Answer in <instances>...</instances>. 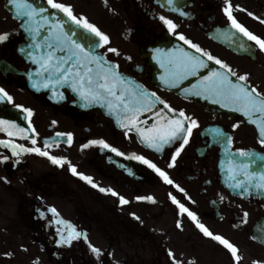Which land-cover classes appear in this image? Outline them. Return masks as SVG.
I'll list each match as a JSON object with an SVG mask.
<instances>
[{
    "label": "flooded vegetation",
    "instance_id": "flooded-vegetation-1",
    "mask_svg": "<svg viewBox=\"0 0 264 264\" xmlns=\"http://www.w3.org/2000/svg\"><path fill=\"white\" fill-rule=\"evenodd\" d=\"M32 2L48 7L46 0ZM58 2L71 5L74 14L85 16L109 36L110 43L99 52L118 65L120 73L155 92L177 112L183 110L199 126L193 129L175 165L169 167L179 141L162 152L146 149L133 133L120 131L114 119L100 108L78 106L77 98L67 89L61 90L63 99L53 96L51 91H30L24 73L34 74L37 65L31 60L27 62L20 51L28 44L21 28L24 21L15 18L14 6L8 0H0V33L10 34L8 41L0 43V88L12 89L19 97L22 94L24 98L13 99L12 104L33 110L31 127L36 133L31 135L37 140L35 146L43 148L45 139L59 140L58 147L48 149L51 155L67 157L78 172L91 176L99 187L112 188L129 201L121 205L118 197L102 193L72 174L67 164L54 165L47 157L35 153L13 157L10 149L0 145V156H9L7 162L0 163V264H172L168 250L183 264L191 261L195 264H234L222 245L204 236L187 214H178L169 193L194 211L210 231L237 245L242 256L239 264H244L246 240L264 256V248L252 238L255 226L264 222V201L231 193L223 184L220 171L224 138L228 136L233 141L232 151L255 150L264 154L256 128L207 107L196 101L191 92L186 93L184 89H191L198 83V76L180 82L176 90L166 85L160 79L164 69L155 58L157 52L153 47L159 41L165 51L174 46L192 55L193 52L201 55L168 32L159 19L163 15L178 25L176 33H182L227 63L238 75L248 74L247 86L264 93V51L239 33L232 39L225 38V32L234 30L222 11L223 0H176L186 16L172 11L165 0H107V4L104 0ZM232 3L264 19V0H232ZM52 13L61 20L67 18L49 8L51 18ZM234 14L250 31L264 37V24L244 11ZM36 39L41 40L42 36ZM241 42L248 45L249 50L240 48ZM108 47L118 49L120 54L107 52ZM202 58L208 68L201 69L199 76L214 69L225 71L214 61ZM233 125L238 127L233 128ZM217 129L224 138L217 137ZM56 133H72V144L66 143V136L57 137ZM7 139L33 147L31 139L0 135V140ZM94 139H103L126 155L118 156L99 146L81 150V145ZM132 153L144 156L167 172L175 184L185 189L187 196L164 183L147 165L128 159ZM17 159L19 163H15ZM137 196H152L155 202L138 201ZM49 207H54L60 218L86 232L88 241L100 248L102 255L97 258L83 239L74 240L71 246L59 244L57 229L63 226L55 223L56 217L47 211ZM245 212L248 213L247 222L243 223ZM178 220L181 227H177ZM5 253L12 255L7 257ZM254 261L264 262V257L254 258Z\"/></svg>",
    "mask_w": 264,
    "mask_h": 264
},
{
    "label": "snow or ice",
    "instance_id": "snow-or-ice-1",
    "mask_svg": "<svg viewBox=\"0 0 264 264\" xmlns=\"http://www.w3.org/2000/svg\"><path fill=\"white\" fill-rule=\"evenodd\" d=\"M14 6L16 16L23 18L21 28L25 29L32 42L27 45L29 49L27 55L33 64L38 65L34 75L37 77L33 81V87L51 88L59 99H63V94L56 91L57 86L67 85L70 89L78 94L79 98L85 102L84 106L88 107L93 104H98L107 109L110 115L115 117L119 127L128 131H135L140 137L142 143L147 147L154 149L156 152H162L166 145H172L179 141V146L176 147L174 154L171 157L169 167L175 165L176 158L180 155L184 147L189 143L190 137L194 128H197L198 122L191 116L185 114L183 110L177 112L163 101L155 92H150L143 85L137 84L135 81L129 80L118 71L119 66L114 65L104 59V56L96 54L92 49L100 48L110 43V38L102 32L95 24L83 16H77L73 12L71 5L58 2V0H46L48 7L39 6L32 0H8ZM107 4V0H104ZM165 3L170 6L172 11H179L181 15L186 16L176 4V0H165ZM223 13L226 16L230 28L234 31L225 32L224 36L227 39H232L237 33L241 34L247 41L254 43L260 51H264V37H261L250 31L243 23H241L235 11H244L248 16L256 19L264 24V19L256 16L253 12L242 8L240 5H234L232 0H223ZM49 8L63 13L73 25L83 29L88 35H81V39L88 40L89 36L98 39L91 40L87 47L84 43L79 42L74 37L77 35L74 29L65 28V21L61 19H52L49 15ZM51 16H55L52 13ZM159 19L166 26L168 32L177 35L178 39L184 44L194 48L200 56L192 55L183 48H174L169 51L156 49L157 56L155 57L164 69V74L160 79L171 87H176L178 84L188 77L199 76L201 69L208 68V63L202 57H206L207 61H214L221 69L211 70L207 75L199 77L197 84H193L191 89L184 91L191 92L196 96H204L206 99H212L213 103L220 104L225 108H231L233 111L241 112L248 118L249 122L255 125L258 129L259 143L264 146V93L259 92L255 87L247 86L248 74L238 75L227 63L213 56L210 52L202 49L198 44L187 39L182 33H176L178 25L171 19L165 16H159ZM44 29L47 33L42 36L41 30ZM9 33H0V43H4L9 39ZM37 40V37H41ZM239 47L249 50L248 45L241 42ZM33 49H46L36 53ZM21 52L25 49L21 48ZM107 52L120 54L118 49L108 47ZM58 53H63L58 54ZM130 59V57L128 58ZM235 77V80L233 79ZM31 79V75L29 77ZM13 103V97L3 88H0V103ZM157 102L164 105V108L155 113L156 123L150 127H142L147 121L139 119L143 112H149L156 107ZM15 108L20 109L26 114L25 119L28 120L29 127H22L14 120L0 119V133H6L8 137H18L21 139H31L33 147H25L23 144H18L14 139L0 140V145L11 150L13 157H20L25 153H35L39 156L47 157L48 160L57 166L63 167L65 164L69 166L72 174L79 176L80 179L89 183L92 187L98 188L102 193L111 194L118 197L121 205L129 203V201L112 188L99 187L91 176L78 172L76 166L64 156L51 155L48 149L59 146V140L45 139L43 148L37 147V140L31 134L36 133V129L31 127V116L33 110L26 108L20 104H14ZM167 109V111H164ZM169 113H176L169 115ZM55 123V122H53ZM238 125H233V128ZM38 135V134H37ZM216 135L219 138H224V134L220 130H216ZM57 137H67L66 143L71 145L73 142L72 133H56ZM226 160L222 164L226 168L229 187L239 190L240 195H251L253 192H264V156L258 153L237 149L235 152L231 150L233 143L230 136L224 138ZM91 146H99L102 149H109L118 156L126 154L116 147L110 145L103 139L89 140L81 145V150ZM239 156L243 159L237 160ZM128 159L138 160L153 169L164 181V183L173 185L180 192L187 196L185 189L169 177L168 173L160 169L151 160H148L142 155L132 153L127 156ZM9 156H0V163L7 162ZM260 161V170H252V166ZM19 159L15 163H19ZM169 198L172 203L178 208V214H187L188 218L195 224V227L206 237H210L222 245L231 255L234 264H239L242 256L239 254V248L230 240L220 234H215L209 230L203 223L200 222L197 214L191 211L176 196L169 193ZM190 200L191 198L188 197ZM136 200H147L155 202L152 196H137ZM194 203V201H193ZM48 212H51L55 219V223L62 225L58 228L61 245L71 246L74 240L83 239L88 243L90 251L99 258L102 255V250L88 241L86 232L80 231L71 222L60 218L59 213L54 207H49ZM132 215L135 216L133 213ZM41 216L44 213L41 212ZM248 213L243 215L242 222H247ZM137 220L140 218L135 217ZM177 227H181L180 221H177ZM260 236L253 237L254 239H264V228L260 229ZM10 257L12 253H5ZM168 256L172 259V264H183L179 259H176L174 253L168 250ZM189 264H195L194 261ZM253 264H264L261 261H253Z\"/></svg>",
    "mask_w": 264,
    "mask_h": 264
},
{
    "label": "water",
    "instance_id": "water-1",
    "mask_svg": "<svg viewBox=\"0 0 264 264\" xmlns=\"http://www.w3.org/2000/svg\"><path fill=\"white\" fill-rule=\"evenodd\" d=\"M39 6H42V5L39 4ZM58 17H59V16H58ZM58 17L55 16V17H53L52 19H56V18H58ZM15 18H17V19L19 18V19H20V17H17V16H15ZM64 21L66 22V23H65V28H66V30H67V29H74V30L76 31V33H77V35H76L74 38L77 39L79 42L84 43L86 47H87L88 43H90L91 40L98 39V38H96V37H91V36H89V39H88V40H83V39H81V35H85V36H87L88 34L85 33V31H84L83 29L77 28L75 25H73L70 21H68L67 18H65ZM24 33H25V35H26V41L28 42V44L31 43V42H32L31 37H30L29 33H28L25 29H24ZM41 33H42V36L47 34V33L45 32L44 29L41 30ZM28 44H27V45H28ZM160 44H161V42H159V41H157L155 44H153V47H155L154 50H156V49H161V48H162V45H160ZM27 45H25V46L22 47V48L25 49V51H24V52H21V53L23 54V56H24V58L26 59V61H27V62H30V59H29V57H28V55H27V52H28V50H29V49L27 48ZM100 48H101V47H100ZM100 48H93L92 50H93L96 54H98V55H102V54L99 53ZM174 48H176V47H174V46L171 47V49H174ZM41 50L46 51V49H38V51H41ZM58 54H61V55H62L63 53H58ZM193 55H197V54L193 52ZM102 56H103V55H102ZM197 56H199V55H197ZM104 59H105V57H104ZM105 60H106V59H105ZM106 61H107V60H106ZM108 62H109V61H108ZM112 64H113V63H112ZM114 65H115V64H114ZM37 68H38V65H37ZM24 75H25V77H26V79H27L28 89H29L30 91H33V92H36V93H41V92H45V91H51V93L53 94V96L57 97L51 88H40L39 90H38L37 88H34V87H33V81H34L35 79H37V77H35V75H34L31 71H28V72L25 73ZM30 75H31V79L29 78ZM124 76H125V75H124ZM125 77L128 78L129 80H132V79H130V78L127 77V76H125ZM198 77H200V76H198ZM132 81H133V80H132ZM196 81H199V79H196ZM136 83H137V82H136ZM137 84H138V83H137ZM175 88H176V87H175ZM62 89H67L68 91H70V92H71V93L77 98V100H78V106H80V107H84V108H86V109H87V108H95V107H98V108H100V109L104 112L105 115H107L108 117L114 119V121H115V123H116L115 117H114L113 115H110V114L108 113V111H107L106 108L101 107V106L98 105V104H93V105H91V106L85 107V106H84L85 102H84L83 100H81V99L79 98L78 94L74 93V92L70 89V87H68L67 85H64V86H57V87H56V91H57V92H60V93H61V90H62ZM195 98L198 99V101H200L201 103L205 104L207 107H208V106H211L213 109H217L218 111L227 112V113H229L230 115H232V116H234V117H237V118L241 119L242 122H244V123H246V124H248V125H252V126H254V127L256 128L257 132H258L257 127H256L255 125L251 124V123L249 122L248 118L245 117V116L243 115V113H241V112H237V111H233L231 108H225V107L221 106L220 104L213 103V101H212L210 98H209V99H206L204 96H196V95H195ZM162 108H164V105L159 104V102H157L156 107L153 108L151 111H149V112H143V113L140 115L139 119H140L141 121H147V123H146V124H142L141 126H142V127H150L152 124L156 123L157 117H156L155 113L158 112V111H159L160 109H162ZM164 111H167V109H164ZM229 111H232V112H229ZM169 115H175V113H169ZM25 116H26V115L23 114L19 109L14 108V107H11V103H7V102H2V103H0V119L14 120V121H16L18 124H20L22 127L27 128V127H29V125H28V120L25 119ZM116 126H117V128H118L119 130L124 131V132L126 131L125 129L119 127L117 123H116ZM129 132H132V133L137 137V140H138V142H139V144H140L141 146H143V147L146 148V149H149V150L155 151L154 149H151V148L147 147L146 144L142 143L141 140H140V137L137 135V133H136L135 131H129ZM0 135H5V136H7L6 133H0ZM258 136H259V134H258ZM7 137H8V136H7ZM11 138H18V137H11ZM172 145H173V144H172ZM169 146H171V145H166L165 147H169ZM251 151H252V152H255V153H258V154L261 155V156H264V154H261V153L255 151V150H251ZM233 152H235V151H233ZM236 159L239 161V160H241V159H243V158L237 156ZM225 160H226V154H225V152H224L222 161H225ZM222 161H221V164H220V171H221V175H222V178H223V184L225 185V187H226L227 189H229V191H231V193H233V194L236 195V196L243 197V198H245V199H249V198H260V199L264 200V192H259V193H257V192H253L251 195H240V194H238V193H239V190H238V189H235V188H231V187H229V186H228V185H229V181H228V178H227L226 168H225L224 165L222 164ZM252 170H254V171L260 170V161H259V160L257 161L256 164H254V165L252 166ZM262 228H264V222H263V221H260V222H258V224L255 226V228H254V230H253L252 238H253V237H258V236H260V231H259V230L262 229ZM253 240H254L257 244H259L260 246H262V247L264 248V239H254V238H253Z\"/></svg>",
    "mask_w": 264,
    "mask_h": 264
},
{
    "label": "rangeland",
    "instance_id": "rangeland-1",
    "mask_svg": "<svg viewBox=\"0 0 264 264\" xmlns=\"http://www.w3.org/2000/svg\"><path fill=\"white\" fill-rule=\"evenodd\" d=\"M6 91L8 92L9 90H6ZM10 91H9L10 93L9 92L8 93L13 97L14 100H22L24 98L22 94L19 97L17 95V92H14L12 89ZM259 253H262V252L256 249L254 245H252L248 240H246L245 250L243 253L244 264H253L254 258H257V257H259V259L263 258L264 256L260 255Z\"/></svg>",
    "mask_w": 264,
    "mask_h": 264
}]
</instances>
